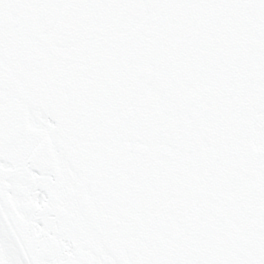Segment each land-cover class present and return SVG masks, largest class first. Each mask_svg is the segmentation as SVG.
I'll return each mask as SVG.
<instances>
[{
	"label": "snow or ice",
	"instance_id": "1",
	"mask_svg": "<svg viewBox=\"0 0 264 264\" xmlns=\"http://www.w3.org/2000/svg\"><path fill=\"white\" fill-rule=\"evenodd\" d=\"M0 264H264V0H0Z\"/></svg>",
	"mask_w": 264,
	"mask_h": 264
}]
</instances>
